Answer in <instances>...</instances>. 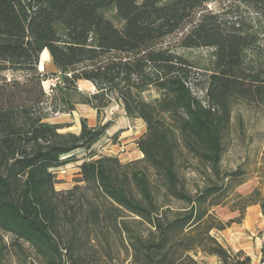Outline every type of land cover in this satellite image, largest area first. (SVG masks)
<instances>
[{
    "label": "trees",
    "instance_id": "trees-1",
    "mask_svg": "<svg viewBox=\"0 0 264 264\" xmlns=\"http://www.w3.org/2000/svg\"><path fill=\"white\" fill-rule=\"evenodd\" d=\"M216 2L221 7L209 9ZM262 20L264 0H0V231L23 253L20 241L31 245L41 264H85L88 228L107 221L130 241L134 261L120 264H200L197 251L218 264H252L212 234L236 221L222 222L210 209L244 182L241 168L222 169L223 140L233 107L264 98V70L252 66V56H262ZM170 37L176 43L165 44ZM193 48L211 49V63L200 66L179 52ZM49 54L56 71L39 68ZM197 67L207 74L203 96L192 81ZM55 77L61 82L48 93L43 83ZM80 80L96 87L81 96L97 111V124L82 118L80 133L63 132L70 124L49 118L76 110ZM151 90L158 96L149 100ZM114 102L146 125L141 159L96 157L113 124L102 113ZM183 148L207 180L195 194L179 174ZM142 162L158 174L164 202ZM73 163L76 184L57 190L58 172ZM81 188L111 201L118 213L89 200L85 207L75 195ZM241 202L242 210L259 205L264 214L259 190ZM64 221L71 226L67 240ZM132 222L147 225L148 235ZM8 253L0 234V264H10Z\"/></svg>",
    "mask_w": 264,
    "mask_h": 264
},
{
    "label": "rangeland",
    "instance_id": "rangeland-1",
    "mask_svg": "<svg viewBox=\"0 0 264 264\" xmlns=\"http://www.w3.org/2000/svg\"><path fill=\"white\" fill-rule=\"evenodd\" d=\"M221 3H211L208 5L209 9L218 10L221 7ZM259 26L263 31L259 36V43L261 47L262 56L253 55L252 56V66L255 71L264 70V20L259 21ZM177 38L170 37L165 44L176 43ZM179 52L186 55L189 59L197 62L200 66L209 65L211 63L212 50L209 48H193V49H179ZM42 61V60H41ZM46 59L43 61V68L40 70L51 71L53 66L51 62L45 63ZM45 63V64H44ZM4 75L12 77L11 72H6ZM207 79V74L204 69L194 68L193 73V83H199L197 88V94L199 96L205 95L206 91L205 80ZM197 81V82H196ZM49 81H45L50 85ZM46 84V85H47ZM264 85V80L261 83ZM44 85V83H43ZM45 90L47 89L44 86ZM79 93L75 95L76 103L78 104V109H82V96L83 95H93L94 93L87 91L84 87H79ZM158 94L151 90L145 93V97L149 100L157 97ZM115 113V111H113ZM112 112V113H113ZM113 113V114H114ZM61 115V114H59ZM79 113L75 117L79 118ZM61 119H68V117H63ZM116 115H109V117L114 118ZM80 122V121H79ZM128 129V128H127ZM101 142L96 146L97 156H117L113 152H108L106 149L107 145H112L117 142L116 139ZM123 140V139H122ZM119 154H123L126 149L121 145ZM224 151L222 157V169L224 171L235 170L236 168H241L244 171V182L237 185L234 190L230 191L229 196L223 200L221 203L211 207L210 212L215 214L218 219L222 222H227L229 220H235L229 228L219 231L213 230L212 234L218 238V240L231 252L234 250L231 247L230 240L234 237L239 238L237 241L240 244L250 243V248H253L251 253L255 256L261 254V262L264 261V214L260 215L261 208L259 205H250L245 209H241V197H245L255 190H259L261 195L264 197V98L252 99L250 101H240L233 107L232 120L228 130L224 135ZM83 151L78 152L82 159ZM118 154V153H117ZM122 163L124 158H119ZM178 170L180 177L184 179L186 188L195 194L199 188H202L207 180H204L205 174L203 171L202 164L199 163L197 158L190 153L186 148H183L182 154L179 155L178 160ZM136 166V165H135ZM134 166V167H135ZM139 167L144 168L150 175L152 185L155 186V191L158 195V200L160 203L164 202L163 190L158 184V174L145 162L139 163ZM65 173L58 172L56 184V189L59 191H66L73 188L76 184V179H78V165L76 163L70 164L64 167ZM82 184V183H81ZM76 197H80L83 200L85 207H88L90 202L95 205H99L105 211H114V214L118 213L116 206L109 200L93 194L91 190L77 189L75 191ZM174 206H178V203H172ZM251 207L250 213L248 209ZM255 207V208H254ZM257 209V210H256ZM249 214V215H248ZM127 217L131 219L134 218L126 213ZM240 220V222H238ZM133 226L137 229L138 233L142 235H148L149 227L145 224H137L132 222ZM250 228V230H248ZM254 234L251 238V232ZM5 242L8 244L9 253L8 261L10 264H41L34 248L28 243L20 241L24 249V253L20 250L18 245H15V239L12 235L3 233L0 231ZM239 234V235H238ZM71 236V226L64 221L62 226V237L64 240L69 239ZM250 238H247V237ZM253 242V243H252ZM255 243V244H254ZM252 245H254L252 247ZM83 249L86 255L85 264H120V263H130L134 261V256L132 249L130 247V241L125 234H121L120 231L115 227L111 221L104 222V225L100 228L89 227L87 230V235L84 238ZM26 254V257H25ZM195 258L200 264H212L208 260L209 256H204L201 252L197 251L194 254Z\"/></svg>",
    "mask_w": 264,
    "mask_h": 264
},
{
    "label": "crops",
    "instance_id": "crops-1",
    "mask_svg": "<svg viewBox=\"0 0 264 264\" xmlns=\"http://www.w3.org/2000/svg\"><path fill=\"white\" fill-rule=\"evenodd\" d=\"M48 61H50L51 65L53 66L51 71H56V68L51 61L50 54H49V56L46 57L45 63H48ZM40 67H41V60H40L39 68ZM42 68H43V65H42ZM78 86L84 87V88H86L87 91H90L92 93L97 92L94 84L88 80H80L78 82ZM77 105L78 104H76V110L75 111H73L71 113L55 114L49 118V121L52 123L70 124V126L62 129L61 131H63V132L72 131V132H75L77 134L80 133V131H81V119L82 118H87L89 125L91 127H95L97 124V120H98L97 111L94 108H92L90 105L85 104V103H81L82 109L80 111L78 109ZM113 111H115V113ZM77 113H79L78 120L75 117V115L77 116ZM59 114H61V115H59ZM62 115H64L63 117H68V119H61ZM109 115H116V116L114 118H112V117H109ZM102 119L104 122L110 120L113 122V124L108 129L106 135L101 139L99 144L101 142L105 143V141L111 140L110 137H112V139H114L113 135L118 133V137L116 140L117 142H114V144L112 143V145L106 146V149H108V152H113L116 155H118L119 158H124L123 159L124 162H130L133 160L143 158L144 155L138 147V139L141 136H143L146 132V125L142 119H134V118L128 117L126 115L124 109L122 108L121 104H119L117 102L112 103V105L109 106L102 113ZM119 141H121V145L126 149V151L121 155L119 154V150H120V148H119L120 142ZM250 211H251V207H249L248 213H250ZM260 215L262 216V213H260ZM248 230H250V228ZM249 232H251V238H253L252 236H254V234L252 233V231H249ZM247 238H250V237L248 236ZM238 239L239 238L234 237L233 239H231L229 241L232 249L235 252H237L239 250H243L248 256H250L252 258V264H264V261L261 262V258H262L261 254H257V256L256 255L254 256L251 253V251H253V248L252 249L250 248L251 244L249 242L244 243V244H240L239 243L240 241L239 242L237 241ZM253 246L254 245H252V247ZM250 249H251V251H250ZM208 260H213V261H211L212 264H218L220 262L219 259L215 256L209 257Z\"/></svg>",
    "mask_w": 264,
    "mask_h": 264
},
{
    "label": "built area",
    "instance_id": "built-area-1",
    "mask_svg": "<svg viewBox=\"0 0 264 264\" xmlns=\"http://www.w3.org/2000/svg\"><path fill=\"white\" fill-rule=\"evenodd\" d=\"M48 81L50 82V85L46 89V91L48 93H51L52 92V87L55 86L56 84L60 83L61 79H60V77H55V78L49 79ZM61 172L65 173V169H62Z\"/></svg>",
    "mask_w": 264,
    "mask_h": 264
},
{
    "label": "bare ground",
    "instance_id": "bare-ground-1",
    "mask_svg": "<svg viewBox=\"0 0 264 264\" xmlns=\"http://www.w3.org/2000/svg\"><path fill=\"white\" fill-rule=\"evenodd\" d=\"M49 83V82H48ZM47 83L44 82V86L47 88L48 84L46 85Z\"/></svg>",
    "mask_w": 264,
    "mask_h": 264
}]
</instances>
